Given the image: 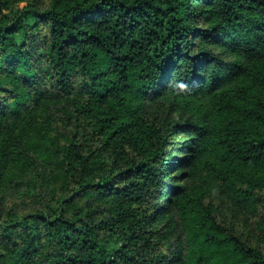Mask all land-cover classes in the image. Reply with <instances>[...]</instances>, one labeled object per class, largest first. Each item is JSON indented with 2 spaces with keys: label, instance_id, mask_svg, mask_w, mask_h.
<instances>
[{
  "label": "trees",
  "instance_id": "trees-1",
  "mask_svg": "<svg viewBox=\"0 0 264 264\" xmlns=\"http://www.w3.org/2000/svg\"><path fill=\"white\" fill-rule=\"evenodd\" d=\"M264 0H0V264H264Z\"/></svg>",
  "mask_w": 264,
  "mask_h": 264
},
{
  "label": "rangeland",
  "instance_id": "rangeland-1",
  "mask_svg": "<svg viewBox=\"0 0 264 264\" xmlns=\"http://www.w3.org/2000/svg\"><path fill=\"white\" fill-rule=\"evenodd\" d=\"M220 211L218 214L219 220L244 241L257 244L264 239L262 232L257 227L254 215L244 213L240 209L237 210L227 204Z\"/></svg>",
  "mask_w": 264,
  "mask_h": 264
}]
</instances>
